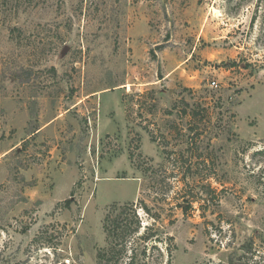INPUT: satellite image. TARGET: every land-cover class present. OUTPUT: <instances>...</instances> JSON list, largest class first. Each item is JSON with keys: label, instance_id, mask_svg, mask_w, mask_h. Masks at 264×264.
Listing matches in <instances>:
<instances>
[{"label": "rangeland", "instance_id": "obj_1", "mask_svg": "<svg viewBox=\"0 0 264 264\" xmlns=\"http://www.w3.org/2000/svg\"><path fill=\"white\" fill-rule=\"evenodd\" d=\"M122 246L264 264V0H0V264Z\"/></svg>", "mask_w": 264, "mask_h": 264}, {"label": "trees", "instance_id": "obj_2", "mask_svg": "<svg viewBox=\"0 0 264 264\" xmlns=\"http://www.w3.org/2000/svg\"><path fill=\"white\" fill-rule=\"evenodd\" d=\"M39 130V128H37L35 131H38ZM115 222L116 221H114V225H115ZM110 231L112 232V234H117V236L116 237H120V236H122L123 234H121V233H119L118 231H117V228H116V225H115V227L114 228H112V229H110ZM123 237H125V236H123ZM141 237H144L145 239H147L145 236H141ZM124 247L122 246V248L121 249H114L112 252L110 251L109 252V254L107 253V255H102V254H100V259H99V261H103V260H105V259H107V263L108 264H111L113 261H114V263L116 262H118L119 260L118 259H120L119 258V254H121V252L122 251H124V249H123ZM246 256V254L245 255H243V256H240L238 259H239V261L240 262H242V261H245L244 259V257ZM135 260H136V254L134 253V254H132L130 257H129V261L128 262H126L125 264H135ZM106 261V260H105ZM249 262H248V260L247 261H245V262H243V263H240V264H248Z\"/></svg>", "mask_w": 264, "mask_h": 264}, {"label": "built area", "instance_id": "obj_3", "mask_svg": "<svg viewBox=\"0 0 264 264\" xmlns=\"http://www.w3.org/2000/svg\"><path fill=\"white\" fill-rule=\"evenodd\" d=\"M211 85L214 86V87H217L218 86V84H217L216 81H212Z\"/></svg>", "mask_w": 264, "mask_h": 264}]
</instances>
